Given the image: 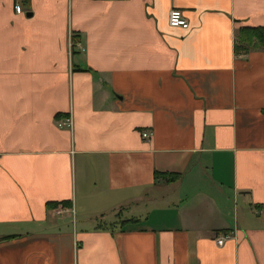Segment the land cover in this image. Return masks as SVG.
Segmentation results:
<instances>
[{"label": "crops", "instance_id": "1", "mask_svg": "<svg viewBox=\"0 0 264 264\" xmlns=\"http://www.w3.org/2000/svg\"><path fill=\"white\" fill-rule=\"evenodd\" d=\"M244 27L264 0H0V264H264Z\"/></svg>", "mask_w": 264, "mask_h": 264}, {"label": "trees", "instance_id": "2", "mask_svg": "<svg viewBox=\"0 0 264 264\" xmlns=\"http://www.w3.org/2000/svg\"><path fill=\"white\" fill-rule=\"evenodd\" d=\"M258 48L264 49V28L244 27L239 29L238 37L235 45V53L237 55L247 54L251 50H255ZM160 176L165 178L166 180L168 179L169 181H171V179H169L168 176H164V175H156V178L157 177L159 178ZM61 205L65 207L71 206L69 202H53V203H48L47 208L56 209L58 206ZM123 224H125V221L121 222V225Z\"/></svg>", "mask_w": 264, "mask_h": 264}, {"label": "built area", "instance_id": "3", "mask_svg": "<svg viewBox=\"0 0 264 264\" xmlns=\"http://www.w3.org/2000/svg\"><path fill=\"white\" fill-rule=\"evenodd\" d=\"M15 11L17 14L22 13V8L17 5L15 6ZM169 26L172 28H182V29H187L189 27V24L187 20L184 18V15L182 11L179 9H173L169 13V20H168ZM58 128H70L72 126V119L70 117L66 118L65 120L58 121L56 123ZM143 139H148L150 137V133L143 131L141 133ZM61 214L60 212L57 211V215ZM224 239H220L219 243L221 244Z\"/></svg>", "mask_w": 264, "mask_h": 264}, {"label": "rangeland", "instance_id": "4", "mask_svg": "<svg viewBox=\"0 0 264 264\" xmlns=\"http://www.w3.org/2000/svg\"><path fill=\"white\" fill-rule=\"evenodd\" d=\"M64 208H69V207H65V206H58L57 208H56V210L58 211V212H64L66 209H64ZM69 210H70V208H69ZM122 217H124L123 215H117L116 217L114 216V217H112V218H110V219H106L105 220V222H102L101 223V225L102 226H104V227H107L108 226V224L109 223H113V222H116V221H120V220H122ZM116 219V220H115ZM115 220V221H114ZM230 238H231V236H229V235H226V236H221V237H218L216 240H215V243H216V245L218 246V247H222L225 243H226V241H228V240H230ZM220 239H224V241H222V243L220 244L219 243V240Z\"/></svg>", "mask_w": 264, "mask_h": 264}]
</instances>
